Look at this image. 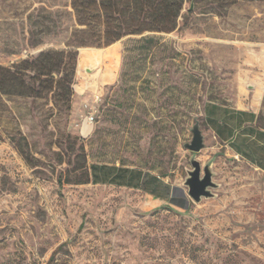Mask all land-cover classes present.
Listing matches in <instances>:
<instances>
[{"label": "rangeland", "instance_id": "rangeland-1", "mask_svg": "<svg viewBox=\"0 0 264 264\" xmlns=\"http://www.w3.org/2000/svg\"><path fill=\"white\" fill-rule=\"evenodd\" d=\"M185 12L187 29L150 51L140 37L79 49L71 110L52 95L4 99L0 264H264V172L203 117L210 103L254 104L264 0H193ZM74 27L71 0H0V66L64 49ZM197 122L195 158L216 184L198 203L185 185ZM92 165L142 170L153 194L94 184Z\"/></svg>", "mask_w": 264, "mask_h": 264}, {"label": "trees", "instance_id": "trees-1", "mask_svg": "<svg viewBox=\"0 0 264 264\" xmlns=\"http://www.w3.org/2000/svg\"><path fill=\"white\" fill-rule=\"evenodd\" d=\"M189 1L193 0H71L75 27L64 49H48L12 66H0V106L5 105L4 99L13 97L41 99L52 95L57 104L71 110L79 49H101L124 38L140 37L136 43L143 52L150 51L161 43L159 35L180 34L187 29L181 18L194 13L185 12ZM108 166H91L94 184L96 177L104 179L113 170H127ZM155 182L149 177L142 190Z\"/></svg>", "mask_w": 264, "mask_h": 264}, {"label": "crops", "instance_id": "crops-1", "mask_svg": "<svg viewBox=\"0 0 264 264\" xmlns=\"http://www.w3.org/2000/svg\"><path fill=\"white\" fill-rule=\"evenodd\" d=\"M261 54V59L252 61L253 66L259 70V76L255 73L251 79L253 84L249 85L256 96L254 104L245 107L210 103L206 106L203 117L208 133L216 142L264 172V108L261 104L264 98V49ZM110 166L112 165L108 167ZM125 169L128 171L113 170L112 174L104 179L96 177V184L142 190L144 183L149 181V174L142 170L133 172L136 169ZM146 188L151 190L149 185ZM149 193L153 194L152 191Z\"/></svg>", "mask_w": 264, "mask_h": 264}, {"label": "water", "instance_id": "water-1", "mask_svg": "<svg viewBox=\"0 0 264 264\" xmlns=\"http://www.w3.org/2000/svg\"><path fill=\"white\" fill-rule=\"evenodd\" d=\"M192 140L185 144V148L194 154L191 159L192 170L188 172V178L185 185L188 188V195L195 202H200L202 198H211L213 194L211 189L216 188L213 182V172L211 165L202 166V164L195 158L204 148V137L200 129V124L197 122L191 130Z\"/></svg>", "mask_w": 264, "mask_h": 264}]
</instances>
